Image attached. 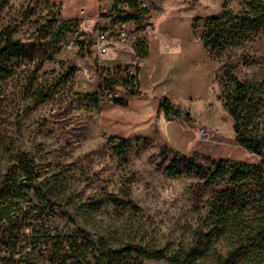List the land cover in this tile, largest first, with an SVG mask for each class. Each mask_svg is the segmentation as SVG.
<instances>
[{"label": "rangeland", "instance_id": "374dc122", "mask_svg": "<svg viewBox=\"0 0 264 264\" xmlns=\"http://www.w3.org/2000/svg\"><path fill=\"white\" fill-rule=\"evenodd\" d=\"M191 1L148 0L147 4L156 15L167 6L195 15L197 39L207 17L228 13L259 20L237 37H228L221 49L210 54L217 65L214 91L218 99L190 110L199 124L190 127V139L179 146L160 133L146 137L122 132L113 106L115 100H125V94L119 91L114 100L96 94L100 83L112 77L101 61L111 51L101 56L93 50L91 29L74 44L68 30L57 40L53 37L57 26L48 23L45 30L41 28L50 22L48 0H0V45L2 33L13 31L12 39L23 46L16 57L0 61V177L8 164H17L20 153H27L31 164L39 165L38 193L59 202L67 217L96 231L114 252L136 246L170 253L180 243H191L199 249L196 264H264V252L253 251V242L236 228L235 240L242 244L236 258L227 257L231 247L222 239L208 244L196 235L201 227L204 232L213 228L215 195L228 185L206 188L205 180L184 160L212 171L218 167L212 160L220 159L261 165L259 156L235 140V121L225 107L233 87L221 67L227 64L246 84L241 128L247 136L264 142V0H220L222 8L219 0L213 6L212 0H200L197 6ZM171 15L169 11L162 17ZM196 18L201 20L195 23ZM147 24L144 18L140 27ZM230 26H226L227 34L236 35ZM133 57L134 62L121 66L135 69L141 57L135 52ZM85 68L97 77L88 78ZM122 139L127 140L125 149H121ZM176 155L180 173L169 175L165 168ZM224 168L230 172V163ZM251 190L253 184L243 188V192ZM245 208L247 220L255 210L252 205ZM219 209L238 210L229 203ZM130 257L135 264H172L138 257L135 252Z\"/></svg>", "mask_w": 264, "mask_h": 264}, {"label": "built area", "instance_id": "2783aa9c", "mask_svg": "<svg viewBox=\"0 0 264 264\" xmlns=\"http://www.w3.org/2000/svg\"><path fill=\"white\" fill-rule=\"evenodd\" d=\"M48 3L50 22L43 25L65 26L70 43L91 29L98 55H106L116 44L129 45L138 56L137 44L144 41L145 26L140 23L147 18L146 0H99L95 17L84 9L76 17H67L59 5ZM131 14L138 18L125 19ZM103 67L110 69L116 83H100L96 94L100 99H117L124 93L120 80L136 76V70L128 64L117 72L109 62ZM84 73L90 79L97 77L89 75L87 68ZM38 171V164H8L0 177V264H107L103 237L67 217L59 202L38 193Z\"/></svg>", "mask_w": 264, "mask_h": 264}, {"label": "trees", "instance_id": "16d2710c", "mask_svg": "<svg viewBox=\"0 0 264 264\" xmlns=\"http://www.w3.org/2000/svg\"><path fill=\"white\" fill-rule=\"evenodd\" d=\"M195 1V0H194ZM262 1V0H258ZM135 5L134 2H131ZM144 13H147V9H144ZM138 18L136 14L128 15L125 19ZM201 19L196 18L195 23ZM257 16H231L225 13L222 16L207 17L204 20V31L199 40L213 53L216 50L221 49L228 37H237V34L243 33L252 23L258 22ZM236 31V35L226 32V26ZM48 24L42 25L43 30L46 29ZM196 26L194 25V29ZM66 30L65 26H59L53 37L57 40L61 37ZM235 34V33H234ZM13 31L2 33V44L0 45V61L3 59H12L21 52L23 46L19 41L12 39ZM83 45V44H82ZM138 56L143 58L147 56V46L144 41L137 44ZM122 66L116 67L117 72H120ZM222 75L227 77V81L233 87V92L227 96L225 100V107L229 115L234 119V132L236 142L245 148L248 152L257 155L264 159V142L251 138L245 134L241 128L242 112L247 107V86L243 84L236 76L231 72L227 64L222 65ZM1 70V67H0ZM110 72V71H109ZM217 79V75H216ZM121 82V83H120ZM120 84L123 87L125 96L140 95L141 90L137 86V77L123 78L120 80ZM115 80H107L108 85L115 84ZM36 104V103H35ZM115 104L126 106L127 101L115 100ZM160 108L164 111L167 120H173L179 122L184 127H197V123L192 119L189 112L183 111L176 107L169 98H159ZM122 147L125 149L127 140H121ZM196 174L203 178L204 186L206 188L212 187L219 183H225L228 185L226 189H222L215 195V216L217 220L214 222L213 228L208 232H204L201 227L196 232V235L208 244H212L213 240L222 239L223 242H227L231 247V250L227 252V257L236 258L241 255L242 244L241 240H235L236 232L234 228L240 231V235H247L253 242V251L259 250L260 253L264 252V168L261 166H253L247 162H231L228 160H212V164H216L218 167L215 171L205 169L194 165L191 160L184 158ZM17 164H31L29 155L25 152L19 154L16 159ZM230 163L231 171L228 172L224 165ZM165 171L169 175H177L179 171L178 156L170 162L165 168ZM229 177V178H228ZM254 185V190L250 192H243V188H247L249 185ZM229 203L234 206L237 211L219 209L220 206H225ZM246 205H252L255 213L249 216ZM244 208L245 210H243ZM251 231V234L249 233ZM247 232L249 234H247ZM105 244V242H104ZM106 245V244H105ZM235 245V246H234ZM123 251H127V257L123 256ZM123 251H111L105 250L107 258V264H135L134 260L130 257V254L135 252L138 257H144L149 259H164L172 264H196L199 256V249L194 248L191 243H180L176 249L170 253H166L164 250L150 251L143 247L131 246L129 250ZM221 257V256H220ZM141 264V263H140Z\"/></svg>", "mask_w": 264, "mask_h": 264}, {"label": "crops", "instance_id": "0c3cea01", "mask_svg": "<svg viewBox=\"0 0 264 264\" xmlns=\"http://www.w3.org/2000/svg\"><path fill=\"white\" fill-rule=\"evenodd\" d=\"M147 1L149 24L142 33L147 56L140 58L135 67L141 94L125 96L126 106L114 104L113 107L117 108L116 119L124 134L149 137L160 133L169 143L184 146L190 139V127L167 120L160 108L159 98L167 97L176 107L189 113L199 103L209 106L214 99H218L214 91L217 65L208 49L195 37V15L174 12L170 6L156 15ZM215 1H211L212 6ZM50 2L59 5L62 14L67 17L78 16L82 9L90 17L98 13L99 0ZM191 3L197 6L200 0H192ZM218 5L222 8L220 0ZM169 11L171 16L162 17L163 13ZM110 51L111 56L101 59L103 65L109 62L112 68H116L126 62H134L129 45L113 46Z\"/></svg>", "mask_w": 264, "mask_h": 264}]
</instances>
